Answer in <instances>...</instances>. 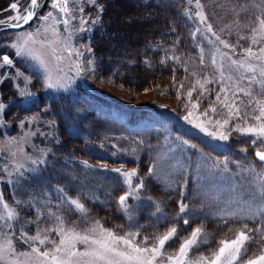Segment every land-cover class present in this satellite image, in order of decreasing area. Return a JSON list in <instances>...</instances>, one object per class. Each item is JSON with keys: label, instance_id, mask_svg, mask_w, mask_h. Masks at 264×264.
I'll list each match as a JSON object with an SVG mask.
<instances>
[{"label": "rangeland", "instance_id": "rangeland-1", "mask_svg": "<svg viewBox=\"0 0 264 264\" xmlns=\"http://www.w3.org/2000/svg\"><path fill=\"white\" fill-rule=\"evenodd\" d=\"M0 1L5 4H0V19L17 14L9 7L15 0ZM125 1L119 0L108 16L111 24L116 23L108 34H102L106 23L101 0H70L69 15L52 9V0H38L41 7L35 10L33 20L21 29L5 28L0 33V104L4 105L0 109V197L18 212V220L7 222L11 228L0 220V236L7 233L13 238L17 251H30V245L19 239L21 232L31 236L38 229L56 227L54 217L48 215L55 213L66 225L75 224L79 230L100 220L103 227L119 235L138 232L137 240L176 227V237L165 247L167 254H175L193 229L202 228L208 243L190 253L195 259L217 250L221 239H233L247 225L254 237L247 245V258H254L264 248V195L258 175L264 172V162L254 158L260 145L252 144L251 135L232 131L238 124L245 126L242 119L230 120L225 126L227 140L207 135L195 124L203 121L209 131H216L214 121L227 118V110L219 104L216 114L201 115L215 103V94L222 86L212 65L213 53L219 48L232 60H242L245 49L251 47L259 54L264 40L253 29H259L258 17L264 19V0H200L213 32L205 31L206 25L196 16L201 10L195 6L196 0H143L154 11L150 28L139 23L141 17L122 12ZM19 4V12L24 14L30 0H19ZM48 11L61 21L55 24L61 39L52 45L60 60L40 44L45 39L53 40L50 32L45 37L42 28L52 21L39 18ZM64 19L70 21L66 31ZM129 21L135 23L130 26ZM38 28L42 34L32 46L49 66L48 71L31 57L16 56L10 46L19 36ZM137 30L139 37L145 33L144 40H136ZM153 30L161 39L148 34ZM165 32L170 34L167 39ZM107 35L110 37L104 38ZM216 35L235 45V50L221 45ZM254 36L259 43H252ZM153 40L155 43L146 44ZM65 43L71 45V56L65 51ZM77 52L83 55L77 56ZM4 55L12 65H3ZM201 56L204 64L200 63ZM227 57L217 53V65L222 63L225 76L235 80L236 68L229 66ZM141 61L151 65L139 70L129 67ZM249 63L259 65L260 61L250 59ZM239 74L245 77L240 86L250 87L253 93L247 109L248 122L253 124L251 116L259 114L258 110L254 112L255 101H264V92L255 82L249 85L248 77L256 75L259 79V73L240 69ZM205 75L213 82L206 85L208 92L199 108L192 109L187 92ZM113 77L118 81L137 78L132 83L139 88L127 87ZM152 78L157 79L146 84L142 80ZM230 83L225 81L224 86ZM199 91L197 88L193 92V102ZM91 93L107 100L91 97ZM249 99L240 94L242 112ZM121 107L138 110L141 118L148 115L130 126L119 111ZM189 111L192 116L185 119ZM209 118L213 123H207ZM251 167L255 172L248 170ZM133 169L137 176L131 178L132 185L143 180L144 187L138 191V198L129 197L125 211L118 203L119 197L129 191L122 172ZM70 200H78L86 212L76 211ZM181 203L187 205L184 213L179 212ZM233 212L237 215H228ZM49 236L58 242L54 233Z\"/></svg>", "mask_w": 264, "mask_h": 264}, {"label": "snow or ice", "instance_id": "snow-or-ice-1", "mask_svg": "<svg viewBox=\"0 0 264 264\" xmlns=\"http://www.w3.org/2000/svg\"><path fill=\"white\" fill-rule=\"evenodd\" d=\"M191 2V0H189ZM70 0H52L51 8L56 11L69 15L72 11L69 7ZM196 8L201 9L196 12V16L200 22L206 25L205 31L213 32L212 25L207 23V18L203 14L202 5L200 0H196ZM10 9L16 11L15 16H9L6 20L0 19V25H6L11 28H21L23 25L28 24L36 16V9L41 5L38 0H30L29 7L25 9L24 14L19 12V0L10 4ZM83 12V8L80 9ZM42 21L52 23H45L42 25L43 33L45 37L50 32L53 40L40 41L41 47L47 46L50 54L56 59L60 60L57 49L52 45L59 42L61 39L59 32L57 31L55 24L61 21L54 16L52 11H48L46 15L39 17ZM259 29H253V33L259 35L264 40V19L259 18ZM62 23L65 26V31L70 23L69 19H64ZM85 21L82 19L81 24ZM41 29L38 28L35 32H27L22 36H19L17 40L13 41L10 45L15 49L16 56L18 57H31L39 62V64L48 71V65L45 63L42 56L32 46L37 43V38L41 35ZM215 35V33H213ZM243 39V37H241ZM70 39V37L68 38ZM216 39L225 48L235 50V45L229 44L227 41L222 40L219 35H216ZM260 41L254 36L252 43L257 44ZM211 43V42H210ZM65 51L69 56L72 54L71 45L65 43ZM91 52V49H87ZM219 53L221 57H227L226 53H221L219 48L215 49L212 58V65L214 71L219 73V83L222 85L220 91L217 92L216 101L214 104L209 105V108L204 110L201 115L207 117L209 113L216 114L218 109L216 104H219L222 109H226L227 118L220 120L216 119L214 124L216 131H209V128L205 126V122L195 124L207 135L217 137L221 140H227L229 134L223 131L225 126L229 125L230 120L242 119L245 126L239 124L232 129L241 133L242 135H251L254 137L252 144H257L260 147L256 150V158L264 162V101H255V110H258L259 114H253L251 119L255 121L253 124H249V113L247 109L252 105V91L249 88L241 87L240 81L245 77L239 74V70L243 69L248 73H259V79L256 75L248 77L249 85L255 82L259 85L262 92H264V47L259 49V54L254 53L252 48L245 49V59L232 60L231 57H227L229 60V66L235 67L237 71V79H233V76H225L221 63L217 65L216 54ZM83 55V53L77 52V56ZM179 59V58H176ZM250 59L260 61V64L249 63ZM3 65H12V60L8 55L2 57ZM163 63V61H162ZM201 64H204V58L201 56ZM79 68V66H77ZM19 75V73H17ZM225 81L231 83L224 86ZM207 75L203 77V80H197L196 84L187 92V99L191 103L192 109H198L201 99L205 97V93L208 92L206 85L212 83ZM49 87L53 86L48 84ZM184 85L181 83L180 88ZM199 88V95L196 101L193 102V92ZM245 97H249V102L245 105V110L242 112L240 105L243 101L240 100V94ZM177 97L180 98V90L177 89ZM4 105L0 104V109H3ZM192 116V112H188V116L185 119H189ZM207 123H213L211 118ZM185 145L189 142L183 141ZM194 147V146H193ZM246 151V150H245ZM35 163V161L33 162ZM226 170V165H225ZM249 171L255 172V168L251 167ZM114 171L121 172V169H114ZM152 169H149V174L152 173ZM122 175L126 177V183L129 186V191L119 197L118 203L121 208L127 211V200L129 197L138 198L137 193L144 187L143 180L135 186L132 185L131 178L137 176V171L133 169L131 172H122ZM262 183V195H264V172L258 174ZM70 206L76 211L84 213L86 209L78 200L68 201ZM0 206H2L3 213L0 214V220L4 221L7 227L11 228V224L8 221L18 220V212L16 209L11 208L7 203L3 202V198L0 197ZM187 205L181 203L179 212L184 213ZM159 211V209H157ZM49 217H54L57 222L54 228L38 229L35 235H27L25 232H21L19 239L25 244L30 245V251H17L14 246L13 238L9 237L7 233L0 236V264H264V248L261 250V254L256 255L254 258H247L248 247L247 245L254 241V237L251 235L252 229L247 225L243 229L239 230L233 239H221L219 241V247L217 250L211 252L209 255H200L195 259L190 257V253L197 250L201 244H207V235L203 232L202 228H195L191 232L190 237L183 240L180 243L178 251L175 254H167L165 252L166 244L173 240L178 229L171 227L168 231L162 235H158L153 238L144 237L142 240H137L138 232H126L123 235H119L115 230L107 229L103 227L100 220H95L91 226L79 230L75 224L66 225L62 216L55 213H48ZM230 216H235L237 213H228ZM184 224L188 225L189 221L184 220ZM0 225V229H2ZM256 231H259L257 229ZM49 233H54L58 237V242L49 236ZM264 239V237H261ZM37 244L39 246H37ZM41 246H48L42 250ZM82 246V247H79ZM50 248V250H49ZM20 257L26 259L21 260Z\"/></svg>", "mask_w": 264, "mask_h": 264}, {"label": "trees", "instance_id": "trees-1", "mask_svg": "<svg viewBox=\"0 0 264 264\" xmlns=\"http://www.w3.org/2000/svg\"><path fill=\"white\" fill-rule=\"evenodd\" d=\"M99 2H100V0H99ZM118 2H119V0H101V2L99 3V5L102 7V9H101V11H102L101 12V15H102V18L104 19L103 21L106 23L105 25H102V34H106V33L108 34V32H110V28H113L112 25L116 24L113 21H112L113 23L111 24L110 23L111 20L108 19V16L110 15V13L112 11H114V9H115L114 6H117L118 5ZM125 3H126L124 5L125 7L122 8V12H124V13L127 12L128 14L137 15L138 17H141L142 20L139 23L140 24H144L146 28H150V24L151 23L149 24V22H150V19L149 18L154 14V11H153L150 3H144L143 0H127V1H125ZM0 4L5 5L1 1H0ZM158 21H159V18L157 17L156 22H158ZM134 23H135L134 21H129L128 24H130V26H132ZM159 30H161V29H159ZM156 33H157V31L153 30V31H151L148 34H151V36H153V38H160L161 39V37H156ZM137 34H138V36L136 37V40L137 39H140L141 40L142 37H143V35L145 33H140V37H139V30H137ZM164 34L166 36V39L169 38L168 35H170V34H168L167 32H165ZM106 37H110V36L107 35L104 38H106ZM142 40H144V39H142ZM153 43H155L154 40L151 41V42H147L146 44H153ZM146 64L151 65L150 62H147ZM146 64L145 63H142V61H141V62H138V63H133L129 67L130 68L133 67V69L139 70V67H142V68L144 66L147 67ZM154 65H157L158 66L159 64L157 62H154ZM119 67H121V66L116 65V68H119ZM111 70H113V69H111ZM108 78H110V77H108ZM112 79H114L116 82H122V84H125L127 87L130 86V87L139 88V85H134V83H132L137 78L136 79L129 80L127 77H125L126 80H123V81H118L114 77ZM154 79L156 80L157 78H152V79H148V80L142 79V80H143L144 84H146V83H151V81L154 80ZM109 80L111 81V79H109ZM90 96L91 97H95L96 94L91 93ZM95 98H97L98 100H102V101L107 100V99L103 98L101 95H100L99 98L98 97H95ZM108 101L111 102L110 100H108ZM124 111H125L126 116H127V120H126L127 121V124H130V125H134V124L138 123L140 120L144 119L145 118V115H146L145 114L141 118L138 110H131V111L124 110ZM113 122L116 125L117 124L118 125H122V124H120V123H118L116 121H113ZM122 126H124V125H122ZM128 161L132 163V161H130V160H128Z\"/></svg>", "mask_w": 264, "mask_h": 264}, {"label": "water", "instance_id": "water-1", "mask_svg": "<svg viewBox=\"0 0 264 264\" xmlns=\"http://www.w3.org/2000/svg\"><path fill=\"white\" fill-rule=\"evenodd\" d=\"M26 25V24H25ZM25 25H23V26H25ZM11 28V27H10ZM22 28V27H21ZM12 29H20V28H12ZM254 157H255V159H256V161L257 162H261V161H259L257 158H256V156H255V154H254Z\"/></svg>", "mask_w": 264, "mask_h": 264}, {"label": "bare ground", "instance_id": "bare-ground-1", "mask_svg": "<svg viewBox=\"0 0 264 264\" xmlns=\"http://www.w3.org/2000/svg\"><path fill=\"white\" fill-rule=\"evenodd\" d=\"M157 8V7H156ZM179 11V10H178ZM114 20H116V19H114ZM117 22V21H116ZM122 24V23H121ZM92 158V157H91ZM103 166V165H102ZM113 168V167H112ZM101 194V193H100Z\"/></svg>", "mask_w": 264, "mask_h": 264}]
</instances>
